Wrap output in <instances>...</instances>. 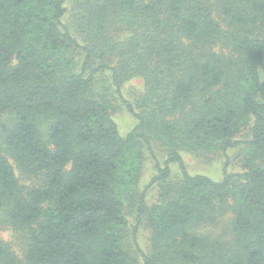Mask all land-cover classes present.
I'll return each instance as SVG.
<instances>
[{
  "label": "trees",
  "instance_id": "16d2710c",
  "mask_svg": "<svg viewBox=\"0 0 264 264\" xmlns=\"http://www.w3.org/2000/svg\"><path fill=\"white\" fill-rule=\"evenodd\" d=\"M0 264H264V0H0Z\"/></svg>",
  "mask_w": 264,
  "mask_h": 264
},
{
  "label": "rangeland",
  "instance_id": "374dc122",
  "mask_svg": "<svg viewBox=\"0 0 264 264\" xmlns=\"http://www.w3.org/2000/svg\"><path fill=\"white\" fill-rule=\"evenodd\" d=\"M133 84L138 86H141L140 81H133L129 83L125 87V92L129 88V85L132 86ZM114 104L116 105L114 107L113 115L116 118L117 122L119 123L120 129L123 133H127L135 126V121L131 117L130 113L123 107V105L120 102L114 101ZM185 162L188 166V169L191 173H205L213 176L216 179H219L222 175V166L221 163L217 161H203L200 158H197L194 154L190 153H183ZM233 164L230 166V169L232 170H238L239 166L238 163H236L234 160L232 161ZM176 165H173V168H176ZM154 173L153 168L151 167V162L147 163V167L145 168V174L143 176L144 183H146L149 180V177ZM5 238H9V233L3 232L2 233ZM141 241L144 239L145 233L141 232ZM142 244L144 246V243L142 241ZM145 247V246H144Z\"/></svg>",
  "mask_w": 264,
  "mask_h": 264
}]
</instances>
